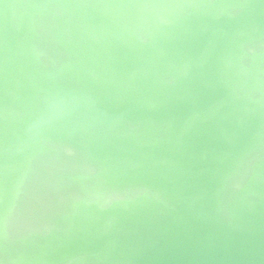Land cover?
Segmentation results:
<instances>
[{
    "label": "water",
    "instance_id": "obj_1",
    "mask_svg": "<svg viewBox=\"0 0 264 264\" xmlns=\"http://www.w3.org/2000/svg\"><path fill=\"white\" fill-rule=\"evenodd\" d=\"M0 264H264V0H0Z\"/></svg>",
    "mask_w": 264,
    "mask_h": 264
},
{
    "label": "snow or ice",
    "instance_id": "obj_2",
    "mask_svg": "<svg viewBox=\"0 0 264 264\" xmlns=\"http://www.w3.org/2000/svg\"><path fill=\"white\" fill-rule=\"evenodd\" d=\"M0 242L7 243L8 242V235H7V219H4L3 223V234L0 236Z\"/></svg>",
    "mask_w": 264,
    "mask_h": 264
}]
</instances>
